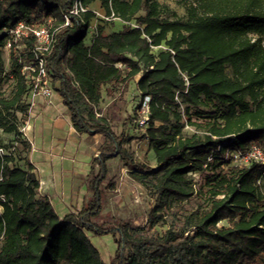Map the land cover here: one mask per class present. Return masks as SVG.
I'll use <instances>...</instances> for the list:
<instances>
[{
  "label": "trees",
  "instance_id": "obj_1",
  "mask_svg": "<svg viewBox=\"0 0 264 264\" xmlns=\"http://www.w3.org/2000/svg\"><path fill=\"white\" fill-rule=\"evenodd\" d=\"M81 1L86 10L64 25L71 0H0V65L9 41L12 77L0 92V148L8 152L0 155V264H264V166L226 155L251 144L264 150V0H179L183 16L159 0ZM96 3L103 18L87 42ZM110 20L122 27L107 33ZM18 22L53 33L51 87L74 131L102 135L153 197L145 224L101 214L106 155L77 212L60 218L39 193L20 131L33 81L23 67L35 39L14 42L7 31ZM136 76L155 167L131 158L100 108ZM84 230L113 235L109 262Z\"/></svg>",
  "mask_w": 264,
  "mask_h": 264
},
{
  "label": "rangeland",
  "instance_id": "obj_2",
  "mask_svg": "<svg viewBox=\"0 0 264 264\" xmlns=\"http://www.w3.org/2000/svg\"><path fill=\"white\" fill-rule=\"evenodd\" d=\"M159 1L179 16H183L184 10L179 0ZM93 9L97 10L96 18L91 21L85 38L87 42L95 26L103 18L97 3ZM121 27L120 21L110 20L105 24V31L109 33ZM8 71L9 54L5 48L0 65V92L2 93H8L12 85V77ZM137 79L138 76L134 77L126 87H120L114 91L113 95L104 96L100 108L102 113H107L109 116L113 131L119 139L125 138L122 147L126 149L131 158L147 166L155 167V157L145 134L146 126L139 125L144 101H141V95L136 88ZM56 96L54 94V97ZM58 107V110L54 109L57 118L55 124L50 120H43L45 122L41 128L44 129L40 134L43 139L42 148L35 153V159L38 158L41 162L38 168L40 174L45 179H52L49 193L52 195V206L56 214L61 218L69 212H77L81 209L92 194L88 188L89 180L92 176L99 174V166H102L100 159L106 155L109 158L105 160V178L98 185L102 192L101 214L112 215L132 224H145L147 213L153 204V197L129 178L128 167L102 135L99 140L98 137L93 139L87 135L80 138L78 134L70 131V115L66 107L62 103ZM185 130L190 132L192 128L187 127ZM102 143L105 144L103 150L99 149ZM86 153L89 155L88 159ZM95 158L97 160L91 169V163ZM236 164L242 165L241 162ZM200 177V174L194 175L197 183ZM261 190L264 194V185ZM101 221L98 222L101 223ZM105 227L110 228L111 225H105ZM158 230H163V227ZM84 231L91 245L98 250L102 260L109 262L117 248L113 235L111 233L93 235L87 230ZM115 237L118 238L117 235Z\"/></svg>",
  "mask_w": 264,
  "mask_h": 264
},
{
  "label": "built area",
  "instance_id": "obj_3",
  "mask_svg": "<svg viewBox=\"0 0 264 264\" xmlns=\"http://www.w3.org/2000/svg\"><path fill=\"white\" fill-rule=\"evenodd\" d=\"M86 9L82 5L81 0H71V7L63 13L64 25H68L71 22L73 16H78L81 12ZM8 34L13 39L14 42L21 40L23 38L32 35L35 39V44L30 49L33 57L26 63L23 70L31 72L33 81L31 90L28 96V102L31 106L33 100L36 96H42L50 102V97L53 94V89L51 87V71L47 66L46 56L49 54L52 44L54 42L53 33L48 27L29 25L25 22H18L13 27L8 29ZM10 47V42L8 41L5 48ZM148 98L144 99V107L142 109L143 113L139 117V125L145 126L147 122V102ZM220 146L217 147V150ZM13 147L8 151H12ZM8 152L3 148H0V155L7 154ZM226 155H230L234 163L241 162L242 164H248L250 162H255L264 166V150L256 144H251L248 148L242 150L238 148L226 150ZM2 175V165H0V179ZM261 179L257 180V185H261ZM4 201V197L0 195V204Z\"/></svg>",
  "mask_w": 264,
  "mask_h": 264
},
{
  "label": "crops",
  "instance_id": "obj_4",
  "mask_svg": "<svg viewBox=\"0 0 264 264\" xmlns=\"http://www.w3.org/2000/svg\"><path fill=\"white\" fill-rule=\"evenodd\" d=\"M54 92H55L54 94H56L57 96L54 97V94H52V96L50 97V102H48V100L42 96H36L34 98L33 103L29 108L28 117L20 127V131L22 133L23 138L30 145L28 159H29V162L33 165L34 167L33 171L35 172V174L37 175L39 179V190L38 191L41 195L47 196L52 205H53L52 200H51L52 195L51 193H49L50 192L49 190L52 187L51 186L52 179L51 178L45 179L40 174V171L38 170V168L41 162L38 158L35 159V153L37 150L42 148L43 139L40 136V134L42 130L44 129V128H41L42 125L44 124L43 122H45L43 120H46V119L50 120L51 123L53 124H55L57 121V118L55 115L56 111L54 109L56 110L59 109L58 106L60 105V103H62V99H61V96L56 91ZM52 103H53V106L51 107ZM70 126H71L70 131H72L73 133H76L71 123H70ZM78 135L81 138L82 136L87 135V134L83 133V134H78ZM88 136L89 135H87V137ZM89 137H92L93 139H96V137H98V140H99L102 136L100 134H95ZM86 155H87L86 158L88 159V156H89L88 153H86Z\"/></svg>",
  "mask_w": 264,
  "mask_h": 264
}]
</instances>
